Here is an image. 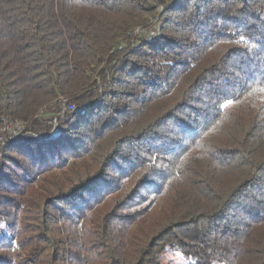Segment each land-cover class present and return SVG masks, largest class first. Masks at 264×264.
<instances>
[{
  "label": "trees",
  "instance_id": "trees-1",
  "mask_svg": "<svg viewBox=\"0 0 264 264\" xmlns=\"http://www.w3.org/2000/svg\"><path fill=\"white\" fill-rule=\"evenodd\" d=\"M6 120L0 264H264V0H0Z\"/></svg>",
  "mask_w": 264,
  "mask_h": 264
},
{
  "label": "built area",
  "instance_id": "built-area-1",
  "mask_svg": "<svg viewBox=\"0 0 264 264\" xmlns=\"http://www.w3.org/2000/svg\"><path fill=\"white\" fill-rule=\"evenodd\" d=\"M58 105L61 109L60 116H64V114L68 111H73L76 109L74 105L68 103V100L64 97H60L58 100ZM46 116L45 114H40L38 118ZM53 124L57 126V120L54 119ZM26 123H23L19 120L13 121H4L2 128L0 129V140H3V137H7V140L12 141L14 138L23 134ZM39 138V136H36Z\"/></svg>",
  "mask_w": 264,
  "mask_h": 264
},
{
  "label": "rangeland",
  "instance_id": "rangeland-1",
  "mask_svg": "<svg viewBox=\"0 0 264 264\" xmlns=\"http://www.w3.org/2000/svg\"><path fill=\"white\" fill-rule=\"evenodd\" d=\"M170 258L173 259L174 263H176V264L182 262V260L180 258H178L177 256H170Z\"/></svg>",
  "mask_w": 264,
  "mask_h": 264
}]
</instances>
